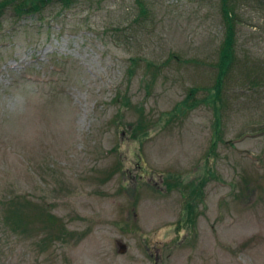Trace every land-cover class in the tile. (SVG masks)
Listing matches in <instances>:
<instances>
[{
	"label": "rangeland",
	"instance_id": "rangeland-1",
	"mask_svg": "<svg viewBox=\"0 0 264 264\" xmlns=\"http://www.w3.org/2000/svg\"><path fill=\"white\" fill-rule=\"evenodd\" d=\"M75 3L1 14L0 264H264V0H230L236 65L188 109L219 82L222 0Z\"/></svg>",
	"mask_w": 264,
	"mask_h": 264
},
{
	"label": "trees",
	"instance_id": "trees-1",
	"mask_svg": "<svg viewBox=\"0 0 264 264\" xmlns=\"http://www.w3.org/2000/svg\"><path fill=\"white\" fill-rule=\"evenodd\" d=\"M223 1V14L226 25V40L224 41L221 48V60L218 65L220 70L219 82L215 87V90H211V95L208 96L205 100L198 101L195 99V96H191L190 99L184 102V105H187V109L191 107H196L201 102H213L215 103L219 97L220 98V90L221 85H223V81L225 77H227L230 70L234 67V64L237 62L236 50H235V41H236V18L234 15V9L231 8L229 2L230 0H222ZM76 0H8L0 6V20L3 17L1 14L4 13L6 8H14L15 14L22 15H42L46 12V9L54 4L60 5L64 10L72 9L76 5ZM144 9L142 10L143 13ZM139 60V59H137ZM136 61V60H134ZM152 65V64H150ZM236 65V64H235ZM215 91V92H214ZM195 92V90H194ZM196 92L197 89H196ZM192 100V101H191ZM194 100V101H193ZM190 105V106H189ZM142 120V119H141ZM216 123L214 122V128L216 131L220 130L219 123L220 120L216 118ZM215 130V129H214ZM10 213L9 216L4 218L5 224L12 225L16 232H23L26 230L29 224V218L25 216L24 213L21 212V207L18 208L19 204H14L10 200ZM14 208V210H13ZM20 210V211H19ZM194 210H191V213ZM21 212V213H20ZM39 216L37 218L45 225H49V234L44 237H48L45 240H50L52 242H64V244H68L69 240L76 239L77 236L75 234H65L63 226H58L59 223L57 219L50 216L49 213H45L44 210L39 209Z\"/></svg>",
	"mask_w": 264,
	"mask_h": 264
}]
</instances>
